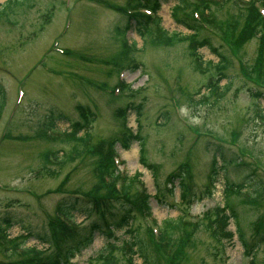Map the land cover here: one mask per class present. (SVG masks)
<instances>
[{
  "label": "rangeland",
  "instance_id": "374dc122",
  "mask_svg": "<svg viewBox=\"0 0 264 264\" xmlns=\"http://www.w3.org/2000/svg\"><path fill=\"white\" fill-rule=\"evenodd\" d=\"M5 1L0 0V217L10 213L20 220L7 230L8 237L23 231L21 225L43 233L46 214H52L60 197L87 194L97 175L91 169L88 152L121 131V120L114 116V110L132 102L141 104L140 124L133 109L127 112L126 124L133 132L138 129L144 138L145 156L155 165L156 175L154 178L139 162L137 141H132L128 149L116 145L119 169L127 175L140 173L156 223L183 214L199 225L188 238L184 230L174 232L158 264H248L250 255L244 253L237 227L248 242L261 235H256L255 228L264 213V47L258 48L255 34L244 40L248 36L244 24L251 18L248 9L264 15V0H254L256 7L244 6L247 0H210V10H204L212 14V22L207 21L213 28L203 20L200 33L230 56L213 92L206 85L217 77L211 66L217 62V55L206 46L191 54L182 40L167 43L165 35L190 32L172 18L176 0H161L157 10L165 39L153 28L141 38L133 23L124 33L117 32L116 27L122 29L125 24L120 7L126 0H26L9 8L4 6ZM191 1L187 0L190 5L183 14L196 12L194 16L200 17ZM237 9L243 10L236 21L240 30L235 28L240 39H233L236 47L226 49L225 44L221 47L223 36L215 25L235 18ZM127 43L134 44L130 46L133 48ZM59 48L65 53L60 54ZM111 56L119 63L116 70ZM197 58L201 60L200 70L194 68ZM125 62L129 66L123 65ZM131 63H137V67L129 68ZM118 80L126 85L123 90L117 88ZM76 105L88 107L95 117L84 131V154L71 152L73 158L61 162L76 142L64 133L70 122L79 119ZM50 111L62 113L64 118L44 131L41 125ZM218 143L226 154L237 155L239 164L225 165L210 186L206 176ZM179 164L188 170L185 182L190 201L178 199L177 179H173L172 192L159 201L153 197L154 182L164 185L167 175ZM227 183H241L242 190L228 200L236 220L229 219L227 229L233 236L220 245L201 222L207 209L223 205L222 190ZM257 183L260 195L254 201L249 195H255ZM74 215L80 224L93 218ZM115 235L128 237L121 230ZM104 243L105 238L96 233L71 262L96 264L95 257ZM46 245L30 237L22 247ZM5 246L0 243V264L23 258L17 252L6 257ZM114 253L117 264H126L118 252ZM252 257L254 264H264V239H259ZM132 264L144 263L135 254Z\"/></svg>",
  "mask_w": 264,
  "mask_h": 264
},
{
  "label": "trees",
  "instance_id": "16d2710c",
  "mask_svg": "<svg viewBox=\"0 0 264 264\" xmlns=\"http://www.w3.org/2000/svg\"><path fill=\"white\" fill-rule=\"evenodd\" d=\"M24 1L26 0H6L4 5L9 8L13 4L22 3ZM160 2L161 0H127L125 5L120 8L121 13L125 15V24L122 29L116 27L117 32L120 34L124 33L131 23H133L139 35L144 36L145 33L149 32L148 24L151 21V16L141 13L140 10L141 8H147L150 9L152 13H155L160 6ZM196 2L197 3H192L191 6L199 11V19L194 18L191 13L190 15L183 14L185 7L190 5V3H187V0H176V4L171 11L175 21L186 27L190 31L189 33L165 35L160 27L157 28V31L162 38H164L163 36L165 35L168 44L175 40L186 42V49H189L191 54H196L198 48L206 46L211 52L217 55V62L211 63L217 77L214 82L211 80L206 85V88H209V90L213 92L218 82L221 80L220 78L224 75L223 70H225L229 64L228 61L230 56L224 51L218 50L216 46L212 45L209 37H203V34L200 33V31L203 30V24H210L207 20L212 22V14H204L205 9L210 10L212 3L210 0H197ZM198 7H200L201 10L198 9ZM216 7L220 6L216 4ZM127 10L129 11L127 12ZM242 11L243 10L237 9L235 18L226 19L225 22L219 21L220 24H216L217 26L215 25L219 31L220 37L223 36L224 43L221 42V47L222 44H225L229 49H232V47H236L233 39L239 42L240 37L235 35V28L237 27V19L243 14ZM247 12L250 14L251 18L244 24L246 34L248 35L244 37V40L245 38L253 37L252 35L254 34H258L260 41L258 48L261 49L264 47V20L258 12L255 13L251 9H248ZM203 20L205 21L203 22ZM210 26L213 28L212 24H210ZM219 26L225 30H221ZM237 30H240V28L237 27ZM225 45L224 47L227 49ZM208 62L210 63V61ZM195 63L196 65H194V68L200 70L201 60L197 58ZM205 69H203V71ZM75 108L78 112L79 119L70 123L69 136H76L79 132H84L95 117V113L86 106L76 105ZM140 108V103L136 105L127 103L124 107L116 109L115 115L122 119L123 128L121 132L108 139L101 140L92 151L88 152L92 159L91 169L93 172L97 173L96 182L87 194H68L62 196L56 202L52 214L48 215L45 219V231L43 233L33 232L31 228L21 225L23 231L13 237H8L7 230L12 225L16 223L19 224L20 220L18 218L14 219L10 213H6L0 217V243L6 244L4 247L6 257H13L15 252L23 256L22 259L9 264H73L71 258L88 246L96 233L101 234L105 238L104 246L99 251L98 256L95 257V260H97L96 264H117L118 261L114 253L115 251L119 253V256L126 264H132L135 254L142 258L144 264H158L166 246V241L167 239H173L174 236L172 235L174 232L184 230L188 238L190 233L195 228H198L199 225L197 223L188 222L179 214L175 219H163L161 223L157 225V234L154 235L150 233L147 227V229L144 227L141 221L146 218L153 220L149 205L150 195L147 193L142 181L138 179L140 176L139 172H135L128 176L121 173L114 162L116 144L119 143L123 149H128L132 141H137L139 146V162L154 172V166L147 161L145 156L144 138L138 133V130L133 133L132 130L126 126L125 120L127 111L129 109H134L137 115H139ZM262 117L260 116V118ZM63 118L64 115L62 113L55 115L51 112V114L47 116V124L51 127L54 125L55 120ZM164 118H166V116ZM85 133L86 132L83 134ZM86 137V134L79 138L76 137V142L71 146V151L61 159V162L72 159L73 156L70 154L71 152H74L76 155L84 154V142ZM78 143H80V146ZM237 159V156L232 153L226 154L220 144L217 145L212 152L210 171L208 173L209 183L211 185L213 184L218 176L219 170L222 169V165H218V161L223 164L238 165L239 161ZM173 179L179 181V200L188 203L189 199H187V197L189 190L185 184L184 168L178 167L167 175V182L171 183ZM134 183H137L139 188L136 189ZM155 185L156 192L153 197L159 201H162V199L164 200L166 193L165 188L163 185H159L158 182H156ZM258 187L259 184L257 183L254 187L255 195L252 196L251 194L249 199L255 201L256 198H258L260 195V192L256 190ZM241 189V183L239 185L227 183L223 187L225 203L222 206L217 205L204 212L201 224H203V228L210 232L212 240L217 244L222 245L223 240L228 241L233 236V233L227 229V225L229 219L232 216H236V213L234 209L230 207L228 200L231 196L238 195ZM208 192L209 191H207V193ZM74 212L82 214L84 217L83 219L90 218L91 216H93V218L86 224L75 223L73 220ZM155 222L156 221L153 220V224ZM258 225L259 227L255 228L257 236L259 233L262 234L261 225L259 223ZM117 230L126 232L128 237L120 239L115 235ZM142 231L144 233H142ZM30 237L48 243V249L37 250L32 247L23 248L22 245ZM117 241L120 243L117 244ZM257 242L258 240H254L249 244L243 242L244 253L251 256ZM169 259L171 258L165 259V261L169 262ZM87 264L92 263L87 262ZM249 264H254L252 257L249 259Z\"/></svg>",
  "mask_w": 264,
  "mask_h": 264
}]
</instances>
